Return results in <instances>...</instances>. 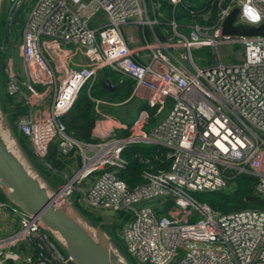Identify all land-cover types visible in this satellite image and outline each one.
Here are the masks:
<instances>
[{
	"label": "built area",
	"instance_id": "obj_1",
	"mask_svg": "<svg viewBox=\"0 0 264 264\" xmlns=\"http://www.w3.org/2000/svg\"><path fill=\"white\" fill-rule=\"evenodd\" d=\"M29 1L8 0V8ZM165 1L170 15L161 20L159 0H34L15 48L24 79L7 58L6 90L28 106L48 97L49 106L18 117L16 130L40 161L53 141L63 155L76 151L80 165L57 187V202L70 204L76 194L92 214L126 215L121 240L135 264H264V208L219 213L187 192L222 190L231 177L247 175L255 178L254 194L264 197V28L261 36L221 34L234 8L233 26L264 22V0H201L197 6L217 8L211 25L175 20L174 8L194 7L192 0ZM127 25L147 27L152 41L129 47L121 33ZM225 45L235 46L239 62L220 61L217 48ZM201 47L214 50L215 62L194 63L191 50ZM140 50H147L148 63L136 59ZM104 67L131 79L135 92L144 90L154 114L167 101L170 106L149 131L144 114L125 136L113 127L101 133L96 121L100 141H77L65 133L61 116ZM129 144L162 149L167 167L143 169L141 181L128 188L118 172L127 165L121 152ZM69 262L38 218L0 200V264Z\"/></svg>",
	"mask_w": 264,
	"mask_h": 264
},
{
	"label": "trees",
	"instance_id": "obj_2",
	"mask_svg": "<svg viewBox=\"0 0 264 264\" xmlns=\"http://www.w3.org/2000/svg\"><path fill=\"white\" fill-rule=\"evenodd\" d=\"M3 1L4 0H2L0 4V109L8 126L12 130L18 145L26 155L31 166L51 188H57L61 182L55 178L54 172L58 173L59 171L63 172L66 170V163H69V160H66V155L59 152L56 141H53L49 144L45 157L42 161H40L32 155L29 147L27 148V139L16 130L15 122L20 115L26 113L27 106L23 104L22 101L15 102L14 98L7 93L4 67L7 58L11 56L6 45L8 40L12 38V20L19 8L15 11H11L8 8V0H5L6 6L3 5ZM159 2L163 18L167 19L170 15L171 6L165 0H159ZM200 5L195 8L191 5L186 8H180V6L175 7V20L178 22H189L193 19L198 24L211 25L216 16L217 8L215 6H210L208 3ZM188 10H192L193 14L188 13ZM204 12H207L209 15L206 20H203L201 16ZM154 26L156 33L159 35V25ZM129 82H132V80L129 79ZM93 84L94 83L89 86L87 83L83 84L77 92L70 108L61 116V120L64 123L65 133L73 139L84 143L96 142V139L91 137V130L94 126V122L99 117V114L96 112V104L91 93ZM100 106L101 105H97V107ZM108 109L109 111L111 110V108ZM143 110L147 111L149 119H156V116L153 115L154 108L148 107L146 103H139L136 106V113ZM126 113L129 115V112ZM132 122L133 121L129 123L128 127L131 126ZM126 134L127 132H124L123 136ZM161 151L162 149H157V147L153 145H127L121 152L122 157L127 160V165L124 169H121L118 172V176L127 184L128 188H132L135 184H138L141 181L140 173L143 169L148 168L152 171H156L158 168L165 169L167 167V161H165L160 155ZM144 159L147 160L146 163L142 161ZM45 164H48V167L45 166ZM66 171H68V169ZM70 174L71 173H69V175ZM254 182L255 178L247 175L231 177L228 180L226 188L210 192H201L205 195V198L202 201L207 203L211 209L219 213L238 211L245 208H264L263 196H259V199L263 204H257L245 199V197L254 194ZM75 197L76 194H73L70 199V205L90 226L99 227L110 240V233L117 228L120 230L123 222L127 219L126 215L120 213V219L113 216L111 219L112 221H107L103 219L101 215L92 214L81 208V206L77 204ZM111 242L113 243L112 240ZM62 253L65 255V252ZM126 260L129 264H135L129 256ZM69 264L73 263L69 262Z\"/></svg>",
	"mask_w": 264,
	"mask_h": 264
},
{
	"label": "water",
	"instance_id": "obj_3",
	"mask_svg": "<svg viewBox=\"0 0 264 264\" xmlns=\"http://www.w3.org/2000/svg\"><path fill=\"white\" fill-rule=\"evenodd\" d=\"M236 12L231 10L222 22V35H262L264 22L255 27L233 26ZM101 84L109 87L106 80ZM0 192L23 213L38 218L73 264H129L99 227L90 226L67 202H57L58 188H51L31 166L1 109ZM245 199L263 204L256 194Z\"/></svg>",
	"mask_w": 264,
	"mask_h": 264
},
{
	"label": "crops",
	"instance_id": "obj_4",
	"mask_svg": "<svg viewBox=\"0 0 264 264\" xmlns=\"http://www.w3.org/2000/svg\"><path fill=\"white\" fill-rule=\"evenodd\" d=\"M163 19L164 18H162L161 20ZM121 33H122L125 43L129 47L138 46L142 42V39H145L148 42L152 41V37L150 36L149 29L147 27L127 25L121 28ZM158 38L161 39V37H158ZM16 57L19 58L18 56ZM77 59L78 61H83V57L81 55H77L75 57V61H77ZM136 59L139 62L148 63L149 56L147 55V50H140L138 52V56L136 57ZM54 61L57 62L56 59H54ZM51 64H54V63L51 62ZM19 66L21 68L20 64ZM13 70L18 80H20L19 75H18V70L15 68ZM103 80H106L109 83V87L103 86L101 84ZM93 83L94 84L92 85L91 93L93 95V100L96 104V112L99 114V117L95 120V122L96 121L100 122L101 128H102L100 130L101 133H104L105 131H107L108 128L113 127L114 134L117 137H122L124 132L128 133V129L130 126L128 127V126L120 125L119 119L123 118V119L131 120L134 122L138 117L144 114H147V118H146L145 123H143L142 127L144 130L149 131L153 126H155V124H157V122L161 120L166 110L169 108V107L167 108L164 106L163 110L161 111L162 115H160V117H157V114L153 113V115L156 116L155 120L151 118L149 119L148 113L145 110L140 111L139 113H136V106L139 103H146L145 91L138 90V92H135L133 89V83L129 82V79L126 78V76L116 71H113L109 69L108 67H104L101 70H99L97 78L94 80ZM13 98L15 102L22 101L20 96H15ZM97 105H101V106L97 107ZM26 106H27V111L24 114H27L28 112H33V115L37 116L39 115L41 111H46L48 109L49 99L48 97H44L38 100L35 99L34 103L31 106H28V104ZM106 107L111 108V110L109 111V109ZM126 112H129V115H127ZM95 122L91 130V137L96 139V141H100V137L96 136L97 131L95 129ZM27 148H28V145H27ZM69 154L66 155L67 157L66 160H69V162L72 163L71 167L68 169V172L71 171L70 173H72V171L74 170V166L80 165V158L78 156L75 157L74 156L76 155L75 153H73L72 155L71 154L69 155Z\"/></svg>",
	"mask_w": 264,
	"mask_h": 264
},
{
	"label": "rangeland",
	"instance_id": "obj_5",
	"mask_svg": "<svg viewBox=\"0 0 264 264\" xmlns=\"http://www.w3.org/2000/svg\"><path fill=\"white\" fill-rule=\"evenodd\" d=\"M34 0L29 1V4L27 6H21L15 13V16L12 20V29H13V33H12V38L8 40L7 46L10 47V57L12 59H10L11 64H12V68L17 69L18 70V75H19V79L21 80V82L23 81L24 77L21 74V68L19 66L20 64V60L19 58L16 57V52H15V48L17 45V42H19L20 39V35H21V29L23 26V23L25 21V16L27 14V12L30 10L31 5L33 4ZM194 2V7H197V4L201 1V0H192ZM3 5H5V0L3 1ZM99 17H102V14L98 15ZM93 23H95V19L93 18L89 25L90 26H94ZM70 47V46H68ZM67 47V48H68ZM235 46L233 45H225V46H219L217 48V53L219 55L220 61L222 63H226V62H239V60L237 59V57L239 56L237 54V51L235 50ZM235 50V51H233ZM191 56L194 60V63L198 66V67H204L207 63H212L215 62V53L214 50L209 48V47H201V48H197V49H193L191 50ZM34 87L38 90L41 91V87H39V85H34ZM165 107H169L170 106V101H167L166 104L164 105ZM160 115H162V112L157 113V117H160ZM131 122V120H127V119H123L120 118L119 119V123L122 126H128L129 123ZM146 145V144H145ZM71 155L73 154V152H70ZM76 153V151H75ZM75 157L77 156L74 155ZM81 160V159H80ZM72 163H66V170L69 169L71 167ZM78 168V166H74V170H76ZM59 171L54 172L55 173V178H57V180H59L61 183L64 181V177L67 176L71 171ZM73 170V171H74ZM189 195L192 196V198L197 199V200H203L205 198V195L202 194L201 192H195V191H187ZM5 198L3 197V195L0 193V200H4ZM103 217V219L107 220V221H112V216L109 213H104L103 215H101ZM117 219H120L119 215L116 216ZM199 219L198 215H193L191 220L192 221H196ZM124 223V222H123ZM123 225V224H122ZM110 238L113 241V243L115 244V246L117 247V249L119 250V252L125 257V259H128L127 254L125 253L124 247H123V243L121 240V233L120 230L115 229L114 231H112L110 233ZM52 240L55 242L56 246H58L61 250V252H64L61 248V246L52 238Z\"/></svg>",
	"mask_w": 264,
	"mask_h": 264
},
{
	"label": "bare ground",
	"instance_id": "obj_6",
	"mask_svg": "<svg viewBox=\"0 0 264 264\" xmlns=\"http://www.w3.org/2000/svg\"><path fill=\"white\" fill-rule=\"evenodd\" d=\"M58 203H60V202H58Z\"/></svg>",
	"mask_w": 264,
	"mask_h": 264
}]
</instances>
